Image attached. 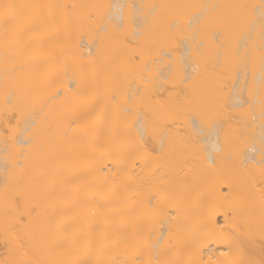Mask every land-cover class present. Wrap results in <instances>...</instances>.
Returning a JSON list of instances; mask_svg holds the SVG:
<instances>
[{
	"label": "bare ground",
	"instance_id": "1",
	"mask_svg": "<svg viewBox=\"0 0 264 264\" xmlns=\"http://www.w3.org/2000/svg\"><path fill=\"white\" fill-rule=\"evenodd\" d=\"M3 109L0 264H264V0H0Z\"/></svg>",
	"mask_w": 264,
	"mask_h": 264
},
{
	"label": "rangeland",
	"instance_id": "2",
	"mask_svg": "<svg viewBox=\"0 0 264 264\" xmlns=\"http://www.w3.org/2000/svg\"><path fill=\"white\" fill-rule=\"evenodd\" d=\"M228 11H229V9H228ZM228 13H229V12H228ZM229 42H231V41H229ZM231 43H232V42H231ZM231 43H229V45H230ZM247 59H248V58H246V60H247ZM237 60H238V61H237ZM237 60L235 61L236 65H232V68L234 69L235 73H238L240 70H242V69L244 70V69H245V68H243V64H244V62L242 61L243 63H241V62H240L241 60L238 59V58H237ZM239 60H240V61H239ZM229 61H230V60H229ZM230 62H231V61H230ZM239 62H240L242 65H241ZM231 63H232V62H231ZM230 65H231V64H229V66H230ZM237 66H238V67H241V66H242V69H239ZM246 66L248 67L247 64H246ZM230 67H231V66H230ZM235 67H237V68H235ZM246 69H247V68H246ZM246 69H245V71H246ZM247 70H248V69H247ZM246 72H247V71H246ZM3 110H4V109H3ZM3 110L0 111V114H1V112H2V114L0 115V116H1L0 119H1V121H2V120H5V121H2V122H4V123H2V122L0 123V124H1V125H0V129H1V128H2V129L5 128L6 125H8V126H12V128H13V125L15 124V119H16L15 115L11 113L12 116H8L9 113H8L6 110H4V112H5V113H4ZM7 113H8V114H7ZM3 114H4L5 116H4ZM6 115H7V116H6ZM2 117H3L4 119H3ZM5 118H6V119H5ZM5 122H6V123H5ZM4 124H5V126H4ZM2 125H3L4 127H2ZM5 129H6V128H5ZM5 129L2 130V133H3V131H4ZM4 132H5V131H4ZM6 132H7V129H6ZM4 134H5V133H4ZM4 134H3V135H4ZM5 135H6V134H5ZM2 170H3V169H2ZM0 234H1V233H0ZM2 236H3V235H0V248L3 247V246H5V247L7 246V244L5 243L6 241H4V240H6V239H5L4 237H2ZM1 239H2V240H1ZM1 241H2V242L4 241V244L1 243ZM5 244H6V245H5ZM6 250H7V249H6ZM6 250H5V251H6ZM5 251H4L3 253H5ZM6 253H7V252H6ZM6 255H7V254H5V256H6Z\"/></svg>",
	"mask_w": 264,
	"mask_h": 264
},
{
	"label": "snow or ice",
	"instance_id": "3",
	"mask_svg": "<svg viewBox=\"0 0 264 264\" xmlns=\"http://www.w3.org/2000/svg\"><path fill=\"white\" fill-rule=\"evenodd\" d=\"M221 255H224V253H221ZM137 264H143V262L138 261ZM157 264H159V262H157Z\"/></svg>",
	"mask_w": 264,
	"mask_h": 264
}]
</instances>
